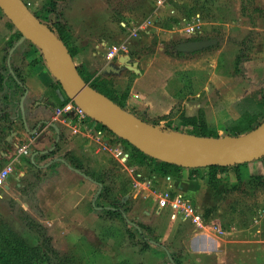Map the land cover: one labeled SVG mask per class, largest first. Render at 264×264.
<instances>
[{"label":"rangeland","instance_id":"obj_1","mask_svg":"<svg viewBox=\"0 0 264 264\" xmlns=\"http://www.w3.org/2000/svg\"><path fill=\"white\" fill-rule=\"evenodd\" d=\"M22 1L33 15L48 18L49 21L55 18V30L64 33L69 44L76 36L81 44L86 41L93 44L106 42L110 46H117L128 38L127 30L145 24L146 31L139 32L138 38L131 43L137 42L153 49L162 42L168 55L180 54L176 53L175 47L184 42L215 40L217 44L211 48L180 57L173 54V57L193 59L220 56L217 67L219 79L215 81L217 89L214 84L208 92L201 89L202 99H209L211 106L209 114L212 115L207 126L218 137L226 136L225 122L238 117L236 103L239 99L261 91V85L264 88V80L252 83L244 72V63L252 57L257 40L255 32L244 29L242 15L245 10L252 9L247 0H164L165 8L179 15L177 19H173V15L162 17L158 11L164 10V6H157V0ZM248 13L251 16V11ZM197 16L200 22L196 33L187 34L186 29L196 22ZM150 20L153 23H149ZM167 29H171L177 37L164 41L158 30ZM147 31L150 35H146ZM17 33L1 12L0 71L8 68L13 76L15 73L24 76L33 73L35 66L37 68L45 63L41 53L23 55L26 50L17 51L21 45L12 51L21 37ZM71 49L75 51L74 59L82 75L89 79V83H94L83 71L85 61L77 58L80 48ZM3 79L8 82L4 71L0 75V82L3 83ZM112 80L107 81L110 89H114ZM208 80L209 73H201V84L205 86ZM20 101L21 98L19 105ZM25 117L24 110L14 115L12 120L16 124L12 125V132L22 129ZM200 117L203 120V115ZM164 129L175 131L168 126ZM68 131L69 134L70 129ZM95 131L102 135L103 142L125 145L98 125ZM84 133L90 139L91 133ZM38 136H35V141L43 142L44 136ZM92 146H89L91 156L92 151L95 152ZM99 156L102 159L100 163L98 159L87 161L94 169V176L108 173V176L99 178L100 183L94 185L97 193L103 190L105 195L102 199L104 203L99 201L94 209L96 211L99 206L107 204L118 208L122 214L98 215L95 212L85 224L75 222L68 226L62 220L63 225L56 226L30 208L18 205L17 198L0 191V256L3 259L26 257L27 254L30 257L37 245H45L50 240L58 253L57 258L66 257L63 258L65 264H264V158L248 163L236 172L230 169L211 176L207 170H199L196 179L189 178L185 172L182 180L174 181L171 178L160 183L159 180L165 178L157 176L150 169L138 167L134 160L123 168L108 154L102 152ZM83 158L86 159L85 156ZM133 179L141 184L144 181L152 183L140 189ZM171 182L184 184L185 188L178 190V185ZM166 192L172 196L179 194L200 207L207 220L217 224L221 234L194 232L188 224L179 222L172 206L160 209L159 200L154 199L152 193L158 195ZM107 196L111 200L109 203ZM54 260L57 264V260Z\"/></svg>","mask_w":264,"mask_h":264},{"label":"crops","instance_id":"obj_2","mask_svg":"<svg viewBox=\"0 0 264 264\" xmlns=\"http://www.w3.org/2000/svg\"><path fill=\"white\" fill-rule=\"evenodd\" d=\"M246 2L252 9L245 10L242 15V21L245 22L244 29L248 32H255L257 40L252 57L244 63V72L252 83H256L264 80V0H247ZM163 6L164 10L158 11L162 17L173 15V19H177L178 14L165 8V5ZM249 11H251V16ZM150 23L153 22L150 20ZM158 32L164 41L177 37L171 29L161 32L158 30ZM127 35L129 37V34ZM146 35H150L149 31ZM74 38L70 47L80 48L77 58L85 61L87 66L84 64L83 71L86 75H93L94 78L100 77L108 81L113 79V88L120 93L128 90L125 101V110L128 113L158 128L164 129L168 126L184 133L190 128L185 123V119L198 118L203 115L206 124H209V117L212 115L209 114L211 106L208 103L209 99H202L201 89L208 92L210 88H213V84L217 89L218 85L215 81L219 79L217 75L219 55L179 59L173 57L175 53L169 55L165 53L162 42L150 49L137 42L131 43L138 36L129 37L123 40L127 48L125 55L137 63L139 74L134 75L123 71L119 75H106L103 71L107 64L112 63L116 67L119 65L117 61L107 62L103 57V52L94 51L96 46L102 42L93 44L86 41L81 44L76 36ZM103 43L110 46L109 43ZM73 61L78 67L75 59ZM94 70H96L95 75ZM203 72L209 73V80L205 86L200 81ZM24 78L23 110L26 112L24 126L21 130L14 129L15 136L12 142H6L7 137L4 142H0L1 168L9 166L12 170L5 187L0 191L17 200L21 199V205L26 208L31 209L30 205H34L41 218L56 226L63 225L62 220H65L68 226L75 222L85 224L91 214L95 215L93 200L97 192L95 183L73 168L71 161L80 163L78 166L81 170L93 171L94 169L88 165L87 161L98 159L100 163L102 159L94 151H92V156L90 155L89 146H92V143L88 135L84 133L86 131L84 126L80 129L76 121H65L63 118L57 122L53 121L54 111L69 100L62 94L47 67L38 65L36 68L35 66L33 73L26 74ZM242 99L240 98L239 101ZM226 111L229 113L228 110ZM87 125L93 130L97 126L92 120ZM67 129H70L69 134ZM38 135L44 136L43 142L35 141V136ZM30 138L35 139L30 142ZM23 146L29 149L28 156L17 154V148ZM42 156L45 157L42 158ZM84 156L86 159L83 158ZM39 178L41 181L38 180ZM42 178H45L44 181ZM167 179L171 177H165L159 181L165 183ZM172 180L177 179L172 178ZM171 184L178 185L175 182ZM177 188L181 190L185 186L182 184ZM19 189H23L24 192Z\"/></svg>","mask_w":264,"mask_h":264},{"label":"water","instance_id":"obj_3","mask_svg":"<svg viewBox=\"0 0 264 264\" xmlns=\"http://www.w3.org/2000/svg\"><path fill=\"white\" fill-rule=\"evenodd\" d=\"M0 11L20 34L15 49L24 42L36 47L53 79L66 98L92 121L105 127L115 137L154 160L183 169L234 167L264 158V122L240 136L199 137L184 132L161 129L120 108L85 83L68 49L53 31L41 23L22 0H0ZM215 40L184 42L175 47L180 54H192L215 46ZM107 64L103 73L119 75L128 71L139 74L137 63L127 55ZM20 110L23 111V101ZM11 132L6 142H12ZM21 205L19 200H16Z\"/></svg>","mask_w":264,"mask_h":264},{"label":"trees","instance_id":"obj_4","mask_svg":"<svg viewBox=\"0 0 264 264\" xmlns=\"http://www.w3.org/2000/svg\"><path fill=\"white\" fill-rule=\"evenodd\" d=\"M26 5V3H24ZM1 13V11H0ZM41 23L47 25L55 34V36L61 40V42L64 43L66 48L68 49L69 54L71 55L72 59L75 56V51L71 49L70 42L68 43V40L64 33H62L60 30H55V18H50L52 21H49L48 18H41L38 15H34ZM54 22V23H53ZM13 27V26H12ZM62 33V35L60 34ZM17 36L20 37V34L17 33ZM26 50L23 55L27 53H39V50L36 49L35 46L30 44L29 42H24L21 44V46L18 48L17 51ZM29 50V52H28ZM41 55V54H40ZM175 56H184L180 54H175ZM42 58V56H41ZM74 60V59H73ZM246 60V59H245ZM248 60V59H247ZM3 71L6 75V80L8 82H5L3 79V83L0 82V122L2 125H0V142H4L5 138L9 136L12 125L14 124L13 117L14 115H18L20 113L19 108V100L22 98L25 89H24V83L25 78L21 74V76H18L15 73V76H13L11 73H9L8 68H4V70L0 71V75H3ZM77 71L80 75V77L85 81V83L89 84L90 87L101 93L103 96L107 97L109 100H111L113 103L118 105L120 108L125 110V101L128 96V90L124 91L123 93H120L114 89H110L107 87L108 80L102 79L100 77L94 78L92 75L88 76L91 80H93L94 83H89V79L85 78L84 75L80 72L79 68L77 67ZM108 81V82H107ZM264 82V81H263ZM57 83V82H56ZM3 84V85H2ZM57 86L59 84L57 83ZM261 91H256L251 96L243 98L241 101H239L236 104V111L238 114V117L235 120H227L224 124V131L225 134L228 136H240L245 133H248L254 129H256L262 122H264V88L261 85ZM18 96V97H17ZM202 116V115H200ZM198 118H192V119H185V123L190 127V130L186 131V133L199 136V137H213L217 138L218 136L214 134L213 131L209 130L205 120ZM97 124L100 128L104 129L109 135L114 136L112 133H110L105 127L101 126L100 124L94 122ZM176 131V130H175ZM115 137V136H114ZM117 138V137H116ZM118 141H121L126 145V147L129 150L130 155V162L134 160L135 164L138 167H143L150 169L152 173L156 174L157 176L161 178L165 177H171L177 180H182L184 177V173L187 172L189 174V178H198L199 170H207L209 172V175H215L217 172H225V171H233L236 172L237 169L243 168L244 166H247L248 164H241L238 166L230 167V168H224V167H208V168H200V169H183L175 165L166 164L157 160H154L148 156H145L138 150H136L134 147L130 146L129 144L125 143L124 141L117 138ZM45 156H42L44 158ZM262 160V159H261ZM259 161V160H258ZM71 161V166L75 168L76 170H79L83 175L91 179L92 182L95 184L100 183L99 178L101 176H108V173L96 174L98 176H94L93 171H90L89 169H79L78 164ZM45 178H42V181H44ZM41 181V178L38 179ZM102 184V182H101ZM36 185L33 187L35 189ZM103 189V187H102ZM19 191L24 192L23 189H19ZM103 191V190H102ZM100 191V193H97L94 197V208L96 207L97 203L99 201H102L105 196L104 193ZM105 191V189H104ZM104 195V196H103ZM107 203L111 202L110 197L107 196ZM27 202V199H26ZM103 202V201H102ZM13 203V202H12ZM15 203V202H14ZM104 203V202H103ZM30 205V202H29ZM31 209L34 211L36 215L40 216V213L38 209L34 205H30ZM100 208V209H99ZM98 210H96V213L98 215L105 214V215H120L122 214L121 210H118V208H114L112 206H108L107 204H104V206H99ZM31 225V224H29ZM28 227V226H27ZM39 227V225H38ZM30 228V227H29ZM28 228V229H29ZM34 254L32 256H18V257H12L8 259H3L0 256V264H55L54 258L57 260V264H65L64 256H60V259L57 258V251H55L51 245V241L48 240L45 245H37L34 250ZM56 256V257H55ZM22 258H26L25 260H22ZM59 260V261H58ZM65 260V261H64ZM23 261V262H22ZM56 262V261H55Z\"/></svg>","mask_w":264,"mask_h":264},{"label":"built area","instance_id":"obj_5","mask_svg":"<svg viewBox=\"0 0 264 264\" xmlns=\"http://www.w3.org/2000/svg\"><path fill=\"white\" fill-rule=\"evenodd\" d=\"M163 4H165L164 0H157V6H161ZM196 19L197 23L194 22L193 25L186 29L187 34L191 35L196 33V28L199 26L200 22L198 16L196 17ZM146 26L147 24L132 28L129 31V37H137L139 32H145ZM107 45L102 42L99 43L95 49L99 53L103 52V57L107 62L117 61L120 56H124L126 53L127 48L125 41H122L117 46ZM61 118H63L65 121L74 120L80 125V129L84 126V130L91 133L90 139L92 145L95 147L96 154L104 152L108 154L118 165L122 166L123 168H127L130 161V155L127 147L117 142H103L101 138L102 135L96 131L94 132V130L90 129L87 125L88 122H91V119L73 102L68 101L62 107L54 111L53 121L57 122ZM30 142H32V140H30ZM17 154L19 156H28L30 154V151L27 147L23 146L17 148ZM11 172L12 170L9 166L0 170V189H3L5 187L6 181L9 179ZM133 180L138 188L140 186V189H144L143 186L147 187L152 183L151 181H144V183L141 184L138 183L135 179ZM152 195L154 199L159 200L160 209L165 206H172L175 209V213L179 222L182 224H188V226L194 232H207L215 235L221 234L220 228L217 226V224L210 223L200 207L194 206L181 195L176 194L175 196H172V194H170L169 192L158 195L156 193H152ZM47 225L51 226V224L49 223H47Z\"/></svg>","mask_w":264,"mask_h":264}]
</instances>
